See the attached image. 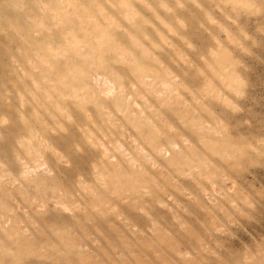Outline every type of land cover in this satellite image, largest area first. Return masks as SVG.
Instances as JSON below:
<instances>
[{
	"label": "rangeland",
	"instance_id": "374dc122",
	"mask_svg": "<svg viewBox=\"0 0 264 264\" xmlns=\"http://www.w3.org/2000/svg\"><path fill=\"white\" fill-rule=\"evenodd\" d=\"M0 264H264V0H0Z\"/></svg>",
	"mask_w": 264,
	"mask_h": 264
}]
</instances>
